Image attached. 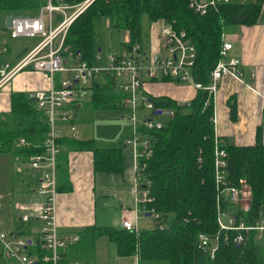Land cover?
I'll return each mask as SVG.
<instances>
[{"label": "trees", "instance_id": "1", "mask_svg": "<svg viewBox=\"0 0 264 264\" xmlns=\"http://www.w3.org/2000/svg\"><path fill=\"white\" fill-rule=\"evenodd\" d=\"M263 1L234 0L228 4H217L200 16L188 8L186 0H94L68 27L61 54L64 57L77 55L88 65L93 64V55L99 50L94 41L93 28L95 22L102 19L108 21L109 29L128 34L130 40L121 48L130 49L140 43V17L144 15L148 22L161 20L170 24L174 32L184 33L195 51L191 74L195 81L205 85L219 59L224 30L254 25ZM43 3L44 0H0V25L6 16L34 15ZM101 77V83H92L93 92L86 107L90 112L123 110V95L114 88L112 77L106 74ZM167 80L160 79L162 82ZM148 99L154 108L164 107L173 111V116L164 122L160 130L141 131L150 143V156L139 159V164L145 166L139 172L140 188L145 190L148 198L145 208L159 213L165 228L159 231L151 227L136 233L112 227L84 228L77 234L78 244L69 250V254L66 253V258L76 260L79 256L85 263L95 239L103 235L115 245L119 257L134 255L139 261L264 264V244L256 241L253 233H249L248 239L244 236L245 242L236 246L231 238L237 232H218L215 210L217 193L212 171V99L202 91L196 92L189 103L183 105L164 97L148 96ZM77 109L74 107V111ZM229 111L233 117V104H229ZM46 131V117L36 108L33 95L11 93L8 112L0 113V149L12 156L23 155L26 158L39 151ZM20 140L26 144L23 148L20 147ZM58 145L90 152L94 172L117 173L123 168L121 149L118 147H99L93 140L64 137L58 141ZM216 148L225 152L228 186H237L238 181L243 180L250 190L247 211L236 213L235 219L245 226L254 225L264 217V145L259 131L252 146L225 145L217 138ZM62 152L61 149L57 157L58 193L69 190ZM223 205L221 208H225ZM199 235L209 239L217 237L218 246L212 258L208 255L209 250L197 248Z\"/></svg>", "mask_w": 264, "mask_h": 264}, {"label": "built area", "instance_id": "2", "mask_svg": "<svg viewBox=\"0 0 264 264\" xmlns=\"http://www.w3.org/2000/svg\"><path fill=\"white\" fill-rule=\"evenodd\" d=\"M93 1L44 0L34 15L14 17L11 27L6 30L9 40L35 38L37 42L14 65L5 64L0 68V85L19 72L32 71L43 74L49 82V88L33 94L36 108L46 117L47 131L42 145L38 147L39 151L28 155L23 161L25 175L32 185L30 191L39 198L38 206L33 212L28 209V212L20 214L12 230L0 231V264H79L77 259L66 258V253L69 254L79 238L76 235L60 237L57 230L56 170L57 157L61 152L58 141L63 138L65 130L68 138L76 140L74 107L80 108L84 101L90 99L92 83H101V75H110L114 88L123 95L121 103L126 113L120 118L129 128L123 144L132 151L136 212L147 215L152 227L159 231L165 228V224L159 213L145 208L148 198L139 184V172L145 167L139 164V159L150 156V143L141 131L160 130L164 122L173 116V111L164 107L154 108L144 85L168 78L170 82L185 85L195 93L205 92L213 100L222 78L230 77L241 82V75L237 71L239 61L227 58L231 44L224 40H221L219 59L209 73L208 83L203 85L195 81L191 74L195 60L194 47L183 32H174L167 22L158 28V36L164 40V56L133 45L120 54H105L97 50L91 65L81 61L77 55L64 57L61 51L68 27ZM186 1L188 8L201 16L217 4H228L234 0ZM62 74L64 77L58 80L56 88L53 87L54 77ZM261 99L264 102V96ZM160 118L164 121L161 122ZM216 143L214 135L212 171L217 193L215 210L218 232H237L231 238L236 246L242 245L249 233H253L254 239L264 244V217L251 226H245L242 221L235 219L236 213L247 211L250 190L243 180H239L237 186H228L225 179V152L216 148ZM19 144L26 145L23 140ZM222 204L225 208H221ZM120 229L129 233L137 232L135 224L129 220H123ZM196 246L209 250L208 255L212 258L218 246L217 237L209 239L199 235Z\"/></svg>", "mask_w": 264, "mask_h": 264}, {"label": "crops", "instance_id": "3", "mask_svg": "<svg viewBox=\"0 0 264 264\" xmlns=\"http://www.w3.org/2000/svg\"><path fill=\"white\" fill-rule=\"evenodd\" d=\"M262 11L261 6L260 15ZM260 15L254 25L230 27V32L223 33L221 38L231 44L230 57L239 60L237 71L241 75V82L230 77L222 78L212 100L213 132L225 145L252 146L257 130L264 145V102L261 99L264 96V19H260ZM2 22L3 29L1 31L4 30L7 35L4 21L2 20ZM157 37H159L158 32ZM31 41L33 42L20 44L23 47L17 49V51H21L17 58H9V56L7 58L4 55L9 54L11 50L7 49V42H3L0 37V57L3 58V62L0 60V68L5 64L14 65L18 61L17 59L22 58L37 42L35 38H32ZM2 63L4 64L1 65ZM21 73H24L25 78L28 79L27 86H21L25 91H18L20 81L16 79ZM62 77L64 74L54 77L53 87H57L58 80ZM144 87L149 96L164 97L178 105L189 102L195 95L191 88L185 85H176L169 80L147 82ZM48 88L49 82L43 74L32 71L17 73L6 83L0 85V113L8 112L11 93L27 92L26 94L33 95L36 91H46ZM89 102L90 99L85 102L84 106ZM229 104L234 105L233 117L229 111ZM82 106L73 112L75 135L79 119L77 114L84 108ZM67 135L65 130L63 137L68 138ZM61 149L62 157H65L69 190L60 191L56 198L58 235L60 237L68 235L78 237L77 234L82 229L89 227L120 229V223L123 220L132 221L138 228L136 224L140 214L136 212L135 206L136 193L133 188L131 149L128 150L127 146H123L121 150L123 168L121 172L117 173L94 172L90 152L76 151L67 146H62ZM27 178L29 177L27 176ZM29 194L39 201L34 193ZM110 200L112 202L106 205L105 203ZM114 200L130 202L131 208L123 209L121 203L119 207H115ZM143 217L149 219L145 214ZM10 230L12 229L5 230V232ZM85 264H139V260L134 255L119 257L116 254L115 245L101 235L95 239Z\"/></svg>", "mask_w": 264, "mask_h": 264}, {"label": "rangeland", "instance_id": "4", "mask_svg": "<svg viewBox=\"0 0 264 264\" xmlns=\"http://www.w3.org/2000/svg\"><path fill=\"white\" fill-rule=\"evenodd\" d=\"M242 1L248 2L249 0ZM262 10L263 11L260 15V19H264V1L262 3ZM4 18H2L3 21ZM2 20L0 25V37L3 39V42H7V49L11 50V52L7 55H4V57L8 58L9 56V58H17L21 52L19 50L17 51V49L23 47L20 44L33 42L31 41L32 38L11 41L8 40L5 31H1V29H3ZM55 20L58 21V19ZM107 22V20L103 19L95 22L93 28L94 41L102 53L120 54L122 52L121 45L123 43L129 42V36L126 32H117L109 29ZM164 24L165 22L161 20L148 22L146 16H141V34L139 38L140 43H137V45L140 46L144 51H154L159 56H164V40L160 36L157 37L158 28ZM230 30L231 28L228 27L224 30V33H228ZM230 51L227 53V58H232L230 57ZM19 59L20 57L17 60ZM0 60L3 62L2 57H0ZM3 64L4 63L1 65ZM244 79L246 80V78ZM16 80L20 81L18 91H25L22 90L23 88H21L23 85L27 86L28 82V79L25 78L24 73H21V75L17 76ZM85 102L86 101L82 103L83 106ZM86 106L87 104L77 114L79 119L77 120L76 139L93 140L99 147H118L122 150L124 146L123 141L128 133L129 128L124 120L120 118V116H123L126 111L121 110L116 112L113 110H99L90 112ZM160 121L163 122L164 120L160 118ZM20 147L23 148L24 146ZM128 150H130V147H128ZM24 157L25 156L23 155L12 156L11 153H6L3 149H0V231L13 229L16 226L15 220L20 214L28 212V208L31 212H33L38 206L39 201L34 199V197L29 194L31 193L30 190L32 185L29 181V178H27L25 175V167L23 165V161L25 159ZM110 195H112V192H110ZM111 202L112 200L106 202L105 204L107 205ZM113 202L115 207H119L121 203L123 209L127 210V208H131L130 202L124 203L123 200H114ZM139 214L138 222L136 224L138 228H136V230H149L152 227V222L149 221V219L143 217V213L139 212ZM76 259L79 261V264H85L79 256ZM139 264L167 263L164 261H139Z\"/></svg>", "mask_w": 264, "mask_h": 264}, {"label": "water", "instance_id": "5", "mask_svg": "<svg viewBox=\"0 0 264 264\" xmlns=\"http://www.w3.org/2000/svg\"><path fill=\"white\" fill-rule=\"evenodd\" d=\"M14 17L13 16H6L4 18V28L7 30L11 27V21Z\"/></svg>", "mask_w": 264, "mask_h": 264}]
</instances>
